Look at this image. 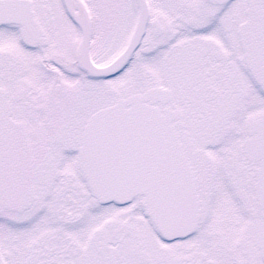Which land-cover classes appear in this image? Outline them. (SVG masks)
<instances>
[{
  "label": "snow or ice",
  "instance_id": "1",
  "mask_svg": "<svg viewBox=\"0 0 264 264\" xmlns=\"http://www.w3.org/2000/svg\"><path fill=\"white\" fill-rule=\"evenodd\" d=\"M0 264H264V0H0Z\"/></svg>",
  "mask_w": 264,
  "mask_h": 264
}]
</instances>
